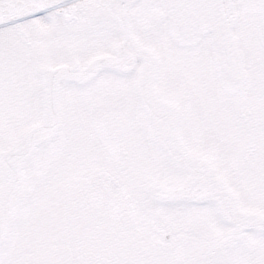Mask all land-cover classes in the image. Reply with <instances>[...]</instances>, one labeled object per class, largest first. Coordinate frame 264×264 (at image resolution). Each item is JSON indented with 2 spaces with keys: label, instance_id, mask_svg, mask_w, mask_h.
<instances>
[{
  "label": "snow or ice",
  "instance_id": "snow-or-ice-1",
  "mask_svg": "<svg viewBox=\"0 0 264 264\" xmlns=\"http://www.w3.org/2000/svg\"><path fill=\"white\" fill-rule=\"evenodd\" d=\"M0 264H264V0H0Z\"/></svg>",
  "mask_w": 264,
  "mask_h": 264
}]
</instances>
